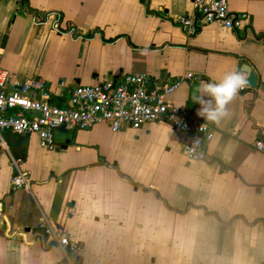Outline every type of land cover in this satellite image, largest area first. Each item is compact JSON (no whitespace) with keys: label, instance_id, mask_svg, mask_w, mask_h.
Returning a JSON list of instances; mask_svg holds the SVG:
<instances>
[{"label":"crops","instance_id":"crops-1","mask_svg":"<svg viewBox=\"0 0 264 264\" xmlns=\"http://www.w3.org/2000/svg\"><path fill=\"white\" fill-rule=\"evenodd\" d=\"M192 0H0L1 65L12 73L15 88L25 79L43 78L49 101L70 103L76 85L116 82L131 73H146L171 82L186 79L166 99L186 108L198 120L200 104L192 97L202 82L219 80L239 62L252 66L257 85L240 91L230 105L232 119L221 127L208 124L213 138L207 158L199 160L201 174L210 171L243 186L264 202V155L252 143L264 139V0H227L248 21L236 30L216 23L200 26L187 36L177 23L192 11ZM58 23V29L54 27ZM207 98V97H205ZM170 143L163 144L166 128ZM56 146L45 149L36 133L2 132L0 143V264H41V257L62 258L53 236L38 228L45 218L57 233L81 244L78 264H88L84 244L76 238L77 221L84 208L77 182L98 175L118 176L134 187L135 172L143 168L161 188L160 165L153 155L179 160L183 144L166 121L135 129L123 125L112 131L105 123L88 129L59 128ZM212 149V151H210ZM26 175L29 188L13 190V161ZM256 161L255 170L247 164ZM161 197V192L155 193ZM186 195H190L186 193ZM195 194L194 198H201ZM166 202V201H165ZM207 215L217 216L214 212ZM242 219V217H240ZM264 223V216L260 217ZM235 219L221 224L230 228Z\"/></svg>","mask_w":264,"mask_h":264},{"label":"clouds","instance_id":"clouds-1","mask_svg":"<svg viewBox=\"0 0 264 264\" xmlns=\"http://www.w3.org/2000/svg\"><path fill=\"white\" fill-rule=\"evenodd\" d=\"M247 86L243 68L202 82L192 97L206 122L201 131L208 124L219 128L230 121V105ZM170 132L167 127L163 144L170 143ZM195 152V147L188 149L178 161L153 155L161 178L167 180L163 188L143 168L135 172L139 188L103 174L77 182L85 206L75 235L84 244L88 264H264V223L258 222L264 202L246 187L229 188L227 177L211 171L203 176ZM256 167L254 160L247 164L249 171ZM195 194L202 196L195 199ZM212 212L219 219L206 214ZM233 219L230 228L221 230L222 223ZM58 259L49 253L41 264H58Z\"/></svg>","mask_w":264,"mask_h":264},{"label":"built area","instance_id":"built-area-1","mask_svg":"<svg viewBox=\"0 0 264 264\" xmlns=\"http://www.w3.org/2000/svg\"><path fill=\"white\" fill-rule=\"evenodd\" d=\"M191 3L192 11L176 19L187 36L193 34L197 26L216 23L239 30L248 21V14L233 12L227 0H192ZM1 60L0 51V143L4 130L19 135L36 133L40 147L52 150L56 146L55 131L59 128L88 129L105 123L112 131H117L123 125L137 129L150 122L166 121L182 142L184 153L195 147L198 160L207 158L206 145L213 138V130L207 125L201 131L204 122L188 109L166 99L183 81L196 78L192 72L171 82L137 72L126 74L116 82L76 85L70 103L60 106L49 101L43 78L25 79L17 88L12 86V73L2 67ZM197 139L198 145L194 143ZM252 146L264 155V139L257 138ZM20 160L13 161L16 167L11 179L13 190L29 188L26 175L18 165ZM38 228L53 236L62 250L59 264H78L81 250L78 241L63 232H55L45 218L40 220Z\"/></svg>","mask_w":264,"mask_h":264},{"label":"water","instance_id":"water-1","mask_svg":"<svg viewBox=\"0 0 264 264\" xmlns=\"http://www.w3.org/2000/svg\"><path fill=\"white\" fill-rule=\"evenodd\" d=\"M58 23L54 25L55 28H58ZM200 30V27L197 26L194 34H197ZM238 68H243L247 75L248 80V86L250 88H254L257 85V76L255 70L252 68V66L245 64L243 61L239 62Z\"/></svg>","mask_w":264,"mask_h":264}]
</instances>
